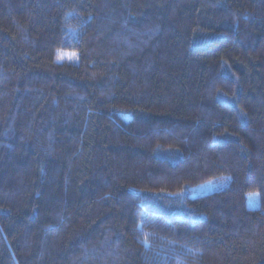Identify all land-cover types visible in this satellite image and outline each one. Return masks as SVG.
I'll return each mask as SVG.
<instances>
[{
	"label": "trees",
	"instance_id": "16d2710c",
	"mask_svg": "<svg viewBox=\"0 0 264 264\" xmlns=\"http://www.w3.org/2000/svg\"><path fill=\"white\" fill-rule=\"evenodd\" d=\"M0 264H264V0H0Z\"/></svg>",
	"mask_w": 264,
	"mask_h": 264
},
{
	"label": "rangeland",
	"instance_id": "374dc122",
	"mask_svg": "<svg viewBox=\"0 0 264 264\" xmlns=\"http://www.w3.org/2000/svg\"><path fill=\"white\" fill-rule=\"evenodd\" d=\"M68 57V53L66 55H62L59 58H66ZM249 207L256 208L259 206V195L257 193H252L249 195Z\"/></svg>",
	"mask_w": 264,
	"mask_h": 264
}]
</instances>
